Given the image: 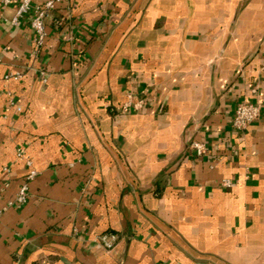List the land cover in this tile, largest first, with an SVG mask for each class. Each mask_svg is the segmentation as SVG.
I'll return each mask as SVG.
<instances>
[{"label": "crops", "instance_id": "obj_1", "mask_svg": "<svg viewBox=\"0 0 264 264\" xmlns=\"http://www.w3.org/2000/svg\"><path fill=\"white\" fill-rule=\"evenodd\" d=\"M16 9L0 1V264H264V0H66L40 47ZM241 102L262 110L237 131Z\"/></svg>", "mask_w": 264, "mask_h": 264}, {"label": "built area", "instance_id": "obj_2", "mask_svg": "<svg viewBox=\"0 0 264 264\" xmlns=\"http://www.w3.org/2000/svg\"><path fill=\"white\" fill-rule=\"evenodd\" d=\"M3 5H10L13 3L17 4V9L12 22L14 24L18 23L21 19L30 16L31 17V26L35 31V43L36 47H40L46 37V19L49 15V12L54 9L58 4L64 2L66 0H45L42 3L34 4L33 0H0ZM21 75L19 73H10L5 76L6 79H19ZM143 100H134L133 96H129L127 100L124 102L122 106V111L127 112L128 110L134 108L139 109L143 106ZM18 110L21 108L18 107ZM262 105L260 103H251V102H241L237 105L233 118V127L237 131H244L250 124L254 121L258 120L261 116ZM191 147L195 150L197 155H205L206 154V145L199 141L193 140L191 143ZM18 158L21 160L24 158V151L20 149L18 151ZM29 165H31L30 161H27ZM36 176V170L30 169L27 180L22 184L19 192L14 201L10 202L9 205H13L14 203L23 204L27 201L28 198V185L29 181H31ZM223 184L227 187H233L235 184L226 179L223 181ZM117 240V236L113 233L103 234L100 236V241L106 247L111 248L114 246Z\"/></svg>", "mask_w": 264, "mask_h": 264}]
</instances>
